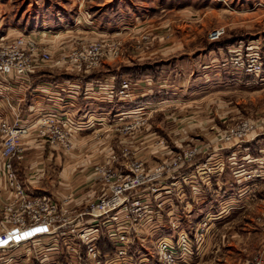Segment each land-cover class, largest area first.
<instances>
[{
	"label": "rangeland",
	"instance_id": "374dc122",
	"mask_svg": "<svg viewBox=\"0 0 264 264\" xmlns=\"http://www.w3.org/2000/svg\"><path fill=\"white\" fill-rule=\"evenodd\" d=\"M216 28L224 32L210 40ZM29 33L49 55L33 72L81 75L79 86L88 83L91 89L85 101L100 110L88 129L49 112L56 117L55 132L41 135L35 128L25 136L33 133L51 152L39 177L49 191L39 193L50 196L58 213L65 208L68 219L56 222L65 223L59 232L41 235L31 254L10 257L5 251L3 257H26L25 264H43L47 256L60 264H91L96 257L72 235L97 226L91 244L101 264H159L156 244L168 239L145 244L151 250L146 262L137 252L139 240L164 214L176 229L171 248L177 250L180 234L188 238L191 253L179 263L188 264L207 241L213 248L233 235L219 233L208 218L182 229L180 212L186 208H179L174 195L185 187L199 204L206 199L204 188L224 185L222 197L211 191L213 200H226L217 210L227 207L222 214L264 221V76L221 65L238 45L244 53L246 47H264V0H0V42ZM92 43L98 57L75 61L74 50ZM30 76L27 81L34 80ZM124 81L128 87L121 89ZM77 92L87 97L84 89ZM244 123L249 128L240 136ZM23 142L22 158L11 159L15 173L13 160H24ZM18 179L27 192L37 193ZM125 183L130 187L117 197L123 205L102 210V201L114 199V189ZM71 220L73 225L66 224ZM122 227L129 241L125 255L117 257L108 232ZM238 255L228 253L223 263L240 264Z\"/></svg>",
	"mask_w": 264,
	"mask_h": 264
},
{
	"label": "built area",
	"instance_id": "2783aa9c",
	"mask_svg": "<svg viewBox=\"0 0 264 264\" xmlns=\"http://www.w3.org/2000/svg\"><path fill=\"white\" fill-rule=\"evenodd\" d=\"M224 32L223 28H216L209 33L210 40L218 39ZM248 52L242 50L241 45L229 52V57L223 58L221 65L232 66L244 72L245 75L260 78L264 76V47L258 46L246 47ZM99 48L95 43L84 48L83 51L74 50L73 58L79 61L80 58H97ZM65 58V57H62ZM49 55L47 52L39 49L32 34H21L10 40L0 42V98H4L5 106L9 108L12 117L10 120L0 119V264H25L27 258H21L19 261L3 257L5 251L11 256H27L34 251L35 245L40 240L41 235L59 232V228L64 229L65 223L58 224L61 219H68L66 209L63 208L59 213L49 195L45 193H29L23 187L12 168L11 159L22 158L23 138L30 130H38L41 135L54 133L56 117L53 114L45 113L34 121L23 122L20 118V110L17 103H13L6 94L11 85L27 84L28 77L40 63L47 61ZM65 62V61H63ZM18 84V85H19ZM4 88H3V87ZM128 82L124 81L121 89H126ZM5 89V90H4ZM59 121V120H58ZM57 121V122H58ZM46 128V131L45 129ZM249 126L243 124L238 134L240 136L247 134ZM130 183H125L114 189L115 198L102 201L100 207L105 210L107 207H119L124 203V199L119 197L122 191L128 189ZM4 195L6 197H4ZM6 199L3 200V199ZM95 208V207H94ZM93 208V210H95ZM141 208L137 209L140 210ZM101 210V211H102ZM80 216V215H79ZM71 222L66 224L73 225ZM197 231V238L202 234ZM108 232V237L115 242L117 257L125 255V244L129 241V230L126 227L120 228L117 233ZM114 232V231H113ZM98 233L97 226L81 227L72 236L76 241L84 243L87 246V254L91 259L96 257V261L91 264H101L97 256L99 255L91 242ZM77 235V236H76ZM172 243L162 239L156 244V253L159 264H179L182 263L186 254L191 253L188 238L185 234L177 237V250L171 248ZM181 251V253H178ZM81 258V257H80ZM4 259V260H3ZM146 262L147 258H142ZM43 264H60L59 260L51 259L48 256L42 262ZM259 256L251 260H246L242 264H260ZM76 264V263H74Z\"/></svg>",
	"mask_w": 264,
	"mask_h": 264
},
{
	"label": "crops",
	"instance_id": "0c3cea01",
	"mask_svg": "<svg viewBox=\"0 0 264 264\" xmlns=\"http://www.w3.org/2000/svg\"><path fill=\"white\" fill-rule=\"evenodd\" d=\"M44 77L46 78L42 80L46 81L39 80ZM81 78V75L73 73H67L61 77L52 74L48 75L42 72H36V74L35 72H31L30 79H34L33 81H27L25 85L19 83V85H11V89L7 90L6 94L13 103L18 104L20 118L25 123L36 120L42 116L43 113L55 111L58 113V116H62L63 119H73L76 125L88 129V126H92L93 118H91V116L98 115L100 109L97 103L88 104L89 102L85 101V99H88V94L91 89L88 87V83H85L84 88L79 86ZM69 86H75V88H70ZM79 88L84 89L87 97L83 95L81 96L82 98H80L77 92ZM110 106L112 107L113 105L110 104ZM84 111L86 113H83ZM11 117L12 114L9 108L5 106L4 98H0V119L10 120ZM23 141L25 155L22 165L16 160H13L16 174L30 191L47 192L49 188L42 185L43 181L41 184L39 177L45 175L44 171L46 169L43 167L44 160L45 158H49L51 152L45 151L44 141L36 139L33 133L25 137ZM247 158H252V156L248 155ZM40 162H42V166L36 167ZM209 187L204 188V191H206V199L199 204L195 202L192 192L188 187L184 188L185 193L182 192L174 195L179 208H186V214L183 211V214H181L179 210L181 217L179 225L182 226H180L182 229L190 231L195 227V224L197 225L201 220L208 218L209 224L212 227L218 226L220 228L219 233L224 235V232L229 230L227 233L233 236L232 238L228 235L227 237L223 236L221 241L219 240L218 245L213 248H210L208 245L209 241H207V246L201 249L199 248L188 264H224L225 255L227 256L228 253L235 254L237 252L239 255L235 257V260L240 264L246 260H251L255 256H259L260 264H264V221L262 222L263 224L259 223L256 221V216L248 217L246 214H222L226 211L227 207L224 209L222 207L221 210H217L216 207L218 206V202L226 200H221L220 198L213 200L211 192L213 188ZM214 187L215 189L213 191H217L214 197L224 196V192L226 191L224 185L218 184L214 185ZM236 203L240 204V202ZM261 206H264V204ZM197 208L202 211L199 212L201 214L195 213ZM214 208L216 210H211ZM241 211L243 210L241 209ZM166 219L164 214L162 217L160 214L157 215L156 223L151 226L149 233L144 235L143 241L139 240L137 255L143 258H150L149 255L151 254V250L145 247V244H147V242H152L154 239L164 237L171 241L176 234V229L169 226ZM230 223L234 224L233 228L228 226ZM211 226H209V228H211ZM150 262L152 263V261Z\"/></svg>",
	"mask_w": 264,
	"mask_h": 264
}]
</instances>
